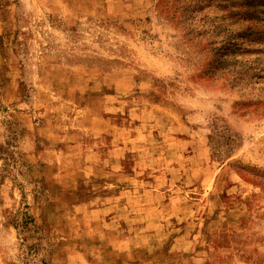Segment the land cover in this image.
Segmentation results:
<instances>
[{"label":"rangeland","instance_id":"rangeland-1","mask_svg":"<svg viewBox=\"0 0 264 264\" xmlns=\"http://www.w3.org/2000/svg\"><path fill=\"white\" fill-rule=\"evenodd\" d=\"M0 264H264V0H0Z\"/></svg>","mask_w":264,"mask_h":264},{"label":"trees","instance_id":"trees-1","mask_svg":"<svg viewBox=\"0 0 264 264\" xmlns=\"http://www.w3.org/2000/svg\"><path fill=\"white\" fill-rule=\"evenodd\" d=\"M229 140L231 141V144L228 145V148H227L226 152H224L223 154H216V156L219 155V158H224V157H227L230 154L232 149L235 147L236 140L235 139H232V140L229 139Z\"/></svg>","mask_w":264,"mask_h":264}]
</instances>
